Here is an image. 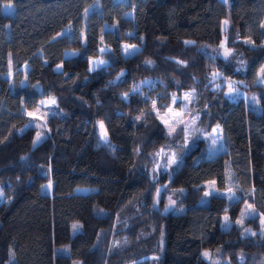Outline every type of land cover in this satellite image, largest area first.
I'll use <instances>...</instances> for the list:
<instances>
[{
	"label": "trees",
	"instance_id": "16d2710c",
	"mask_svg": "<svg viewBox=\"0 0 264 264\" xmlns=\"http://www.w3.org/2000/svg\"><path fill=\"white\" fill-rule=\"evenodd\" d=\"M12 5L0 11V264L10 251L14 264H264V88L255 83L264 0ZM204 45L232 50L243 71ZM213 71L255 93L251 108L215 87ZM191 89L200 126L218 125L224 150L209 157L200 141L178 154L170 177L152 180L167 144L152 107ZM47 99L57 114L37 126L29 114ZM211 180L232 199L211 195L203 185ZM167 189L185 190L184 212L159 210ZM205 193L208 203L195 205ZM245 204L252 216L239 227ZM58 247L69 255L54 256Z\"/></svg>",
	"mask_w": 264,
	"mask_h": 264
},
{
	"label": "rangeland",
	"instance_id": "374dc122",
	"mask_svg": "<svg viewBox=\"0 0 264 264\" xmlns=\"http://www.w3.org/2000/svg\"><path fill=\"white\" fill-rule=\"evenodd\" d=\"M199 47L202 53H206L210 55V57H220L224 59L227 64L234 65L235 70L242 72V60L238 55H236L232 50L226 49H218L212 46ZM226 52L228 53L226 55ZM261 72L258 73V77L255 81L256 85H259L264 88V78H261ZM119 77V76H118ZM117 77V78H118ZM116 78V79H117ZM211 80L215 82V87H222L225 92L233 93L236 98H243L250 107V102L255 101V93L247 94L244 92L242 87L231 81L230 79H224L221 74L213 71L211 74ZM239 82V81H238ZM149 81L144 80L140 81V83L133 88V90H138L141 85H148ZM241 86L243 82H239ZM229 85H232L231 89ZM245 87V86H244ZM196 92L194 89L184 92L180 94V96H176L175 94L171 95L169 106L162 110L155 107H152L153 112L156 114L157 119L163 125L165 133L167 135V144L165 148L158 154L157 156V165L153 171L150 173V177L153 180L155 178V174H168L170 177V173L172 171V167L177 162L178 154L183 152L185 149L189 150L197 146L198 142H203L206 153L209 157L215 156L217 153H220L224 150L221 130L218 125H215L211 128L210 131H205L199 124V114L193 109V102L195 99ZM56 106L54 104V100L47 99L43 100L39 107L31 113L30 118L35 120V124L45 125L46 118L52 115L57 114ZM100 124L96 125L98 131V139L99 142L103 145L108 144V138L102 135L105 132L104 128H100ZM174 129V131H171ZM183 130V131H182ZM38 134V132H37ZM40 139V138H39ZM36 140L35 144L38 142ZM171 161V162H170ZM166 182V181H165ZM164 181L159 183L157 187V193L159 194L162 189L166 187V183ZM51 182H49L50 184ZM206 189L210 190L211 195L217 197H225L229 200L232 199V193L230 189L227 190H219L216 188L215 181H207L203 184ZM167 202L159 208L162 213L177 215L184 212V207L181 204V199L185 193L184 189H175L169 190L167 189ZM210 195L201 196L195 205H206L208 203ZM2 198H0L1 200ZM153 206L158 208V196L156 197ZM249 204H245L244 210L245 214L236 222V225L239 227L244 226V218H248L252 216L251 207H248ZM259 222L262 224V229L259 231L264 233V218L261 217ZM76 228L73 227L71 236H74L76 232L79 231L80 227L78 224H75ZM246 228H244L245 230ZM249 234H253L251 231H246L244 233L245 236ZM54 256H68L69 251L66 247H58L53 250ZM241 261V260H240ZM239 261V262H240ZM220 262L219 259L215 258L211 260L212 264H218ZM242 262V261H241ZM15 258L12 251L9 252V260L7 264H14ZM72 264H80L79 261L74 260Z\"/></svg>",
	"mask_w": 264,
	"mask_h": 264
},
{
	"label": "snow or ice",
	"instance_id": "6c2138e0",
	"mask_svg": "<svg viewBox=\"0 0 264 264\" xmlns=\"http://www.w3.org/2000/svg\"><path fill=\"white\" fill-rule=\"evenodd\" d=\"M12 7H13V5H12V0H7V2L4 4L3 8L0 9V11H3L5 14H10V13H11V10H12ZM225 23H227V21H226ZM227 54H228V53L226 52V55H227ZM100 63H103V61H101ZM260 71H261V74H262L261 78H264V67H262ZM229 87H230V89H231L232 85H229ZM29 115H31V113H30ZM100 128H101V129L104 128L103 123L100 124ZM171 131H174V129H172ZM182 131H183V130H182ZM102 135L106 137V132H103ZM39 138H40V133L37 134V139H39ZM170 162H171V161H170ZM48 187H51V185L49 184ZM3 195H4V194H3V191L0 190V198H2ZM205 195H208V193H205ZM248 207L250 208L251 205H249ZM73 227L76 228L77 226L74 225ZM204 255L207 256L208 253H204Z\"/></svg>",
	"mask_w": 264,
	"mask_h": 264
}]
</instances>
